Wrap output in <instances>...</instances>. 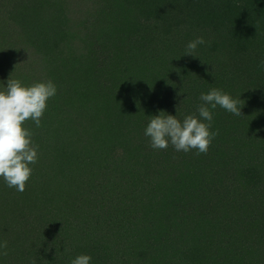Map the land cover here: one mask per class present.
Instances as JSON below:
<instances>
[{
    "label": "trees",
    "instance_id": "16d2710c",
    "mask_svg": "<svg viewBox=\"0 0 264 264\" xmlns=\"http://www.w3.org/2000/svg\"><path fill=\"white\" fill-rule=\"evenodd\" d=\"M2 20L21 51L3 43L0 73L58 93L26 122V190L0 179V264H264V0H0L4 34ZM67 36L85 45L57 51L65 68L25 61ZM211 88L241 96L242 115L213 110L208 151L152 149L150 116L198 114Z\"/></svg>",
    "mask_w": 264,
    "mask_h": 264
},
{
    "label": "clouds",
    "instance_id": "9594fccd",
    "mask_svg": "<svg viewBox=\"0 0 264 264\" xmlns=\"http://www.w3.org/2000/svg\"><path fill=\"white\" fill-rule=\"evenodd\" d=\"M208 41L198 36L188 41L185 55H195L201 45ZM198 58V57H197ZM58 93V86L52 80L26 84L20 79L0 81V179L9 188L18 192L26 190L33 173V165L39 160V145L33 140L32 130L26 126L31 120L41 126L49 101ZM198 114H188L179 119V111L173 115L160 111L150 116L144 135L150 139V147L163 150L171 145L176 151L196 154L206 153L218 135L213 131L214 113L217 107L241 116V96L233 97L222 88H211L201 92ZM166 113V114H165ZM66 247L64 251H68ZM90 254H80L71 259V264H92Z\"/></svg>",
    "mask_w": 264,
    "mask_h": 264
},
{
    "label": "rangeland",
    "instance_id": "374dc122",
    "mask_svg": "<svg viewBox=\"0 0 264 264\" xmlns=\"http://www.w3.org/2000/svg\"><path fill=\"white\" fill-rule=\"evenodd\" d=\"M80 5H82L81 7H83V9H87V7H85V5L82 3V2H80ZM90 9V7L88 6V10ZM80 14H78L77 16H79ZM77 16L75 17V19L77 18ZM91 17V16H90ZM81 18V17H80ZM80 18L78 17L77 18V20L75 21V22H80L81 20H80ZM74 19V20H75ZM87 21H89L90 22V18L88 17L87 18ZM2 23L3 24H5V26H7V25H9V27H10V29H9V31L7 32V33H4L3 34V28L2 27H0V47L3 45V43L5 44L4 45V51H6V50H8V47H10V51H8L9 53H14L13 52V50L14 51H21L20 49H18L16 46H15V42L17 41V39H15L14 37H13V35H12V32L15 30H17L18 31V29L17 28H14L13 27V25H11L10 23L11 22H4V20H2ZM2 26V25H1ZM9 27H7V28H9ZM2 28V29H1ZM72 28H73V30H74V32L75 33H77V35L79 34V30L81 29V27L79 26V25H77L76 23H74L73 25H72ZM82 28L84 29V27L82 26ZM87 30V29H86ZM19 32V31H18ZM15 33V32H14ZM20 33V32H19ZM21 34V33H20ZM83 34L85 35L84 36V39H86V42L88 43V42H91L92 41V39L93 38H91V35H92V33H91V31L90 32H88L87 33V31H86V33L85 32H81L80 33V35L82 36V38H83ZM56 35V34H55ZM5 37V41L3 40V38ZM55 38H57L58 40L61 38V35H59V36H54V39L51 37V39H52V43L55 41V44H56V41L57 40H55ZM76 37H74V36H67V37H65L64 39H65V41H61V44H60V46L58 47V48H56V45H55V47H54V49H55V51L53 52V50L51 49V48H48L47 49V51L46 50H44V53L45 54H48V57L45 55V57H44V54H42V53H40L39 55L37 54V52H36V54L35 53H32V54H28V55H26L25 54V61H26V59L27 58H30V61L31 62H34V64H36L37 63V61L36 60H38V62L39 63H44V65H53L54 64V66H61V64L59 63V62H62V61H60V58L57 56V51H59V52H63V48H65L66 50H68V47H72V49H77V48H80V47H82L83 45H85L84 43L85 42H82V38L81 37H79L78 36V38L77 39H75ZM96 43V42H95ZM11 46H14V47H12L11 48ZM84 47V46H83ZM62 50V51H61ZM2 53V52H1ZM7 53V52H6ZM25 53V52H24ZM33 54H35V55H33ZM13 55H15L16 56V53H14ZM224 56H226V55H228V52H225V54H223ZM12 57V56H11ZM216 60V59H215ZM227 58H225V57H222V59H221V57L220 58H218L217 60H216V65H218V67L221 69V68H223V69H228L229 67H230V63L229 62H227ZM219 61L220 62H223L222 64H219ZM55 62V63H54ZM38 64V63H37ZM61 67H64L63 65L61 66ZM216 67V66H215ZM46 68V67H45ZM65 68V67H64ZM215 71V70H214ZM28 72V71H27ZM26 72V73H27ZM10 77L11 76H8L7 77V75H5L4 73H0V81H4L5 83L7 82V80L8 79H10ZM220 173H221V171H219ZM224 174L226 173L227 174V171L226 172H224V170L222 171ZM222 177H225V176H223V174H222ZM262 216H264V214L263 215H261V218H262ZM225 220H227V221H234V219H231V218H224ZM222 221V220H221Z\"/></svg>",
    "mask_w": 264,
    "mask_h": 264
}]
</instances>
